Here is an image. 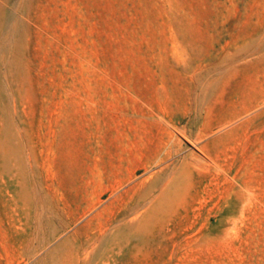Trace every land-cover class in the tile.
Returning <instances> with one entry per match:
<instances>
[{"label":"rangeland","instance_id":"374dc122","mask_svg":"<svg viewBox=\"0 0 264 264\" xmlns=\"http://www.w3.org/2000/svg\"><path fill=\"white\" fill-rule=\"evenodd\" d=\"M0 264H264V0H0Z\"/></svg>","mask_w":264,"mask_h":264}]
</instances>
